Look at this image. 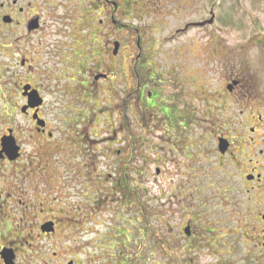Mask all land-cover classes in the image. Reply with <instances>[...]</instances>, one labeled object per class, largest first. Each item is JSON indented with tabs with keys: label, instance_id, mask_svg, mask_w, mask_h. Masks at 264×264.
Listing matches in <instances>:
<instances>
[{
	"label": "flooded vegetation",
	"instance_id": "obj_1",
	"mask_svg": "<svg viewBox=\"0 0 264 264\" xmlns=\"http://www.w3.org/2000/svg\"><path fill=\"white\" fill-rule=\"evenodd\" d=\"M23 1L0 0V66L2 59L10 62L0 68V75L7 76L0 80V264H134L129 254L133 250L127 251V246L130 239L132 246L138 245L139 228L131 238L123 227L103 232L90 225L105 220L108 213L115 221L125 220L129 173L137 185L143 168L139 140L127 133V119L131 114L138 120L143 106L160 110L165 105L163 85L154 80L158 72L144 63L142 54L123 51L126 26L116 19L122 9L118 2H87L83 11L95 8L103 13L97 27L81 29L83 23H93L88 12L78 18L82 22L66 25L64 38L52 40L45 37L42 18L50 0H31L27 6ZM141 41L138 37L139 48ZM144 72L152 73L150 81L143 78ZM144 82H151V88ZM162 111L167 117L172 114L169 108ZM257 120L264 122V116L259 114ZM227 141V152L218 150L221 155L232 152L234 144ZM249 142L252 146L255 139ZM260 163L258 157L248 160L251 196L264 186ZM63 171L66 183L59 175ZM69 187L78 196H67ZM133 190L135 205L129 206L136 218L141 208ZM260 190L264 194V188ZM250 195V214L237 238L246 241L256 264H264V204ZM155 233L152 250L164 241ZM173 235L170 229L167 245ZM184 235L194 237L190 223ZM250 257L243 262L252 264Z\"/></svg>",
	"mask_w": 264,
	"mask_h": 264
},
{
	"label": "rangeland",
	"instance_id": "obj_2",
	"mask_svg": "<svg viewBox=\"0 0 264 264\" xmlns=\"http://www.w3.org/2000/svg\"><path fill=\"white\" fill-rule=\"evenodd\" d=\"M91 1L83 0L85 4L80 6L81 0H50L42 11L45 37L64 38L66 25L82 22L78 18L88 12L93 23H83L81 29L94 30L103 13L95 8L83 11ZM112 1L122 7L116 19L126 26L123 51L142 54L144 63L157 70L154 80L162 83L165 95L161 109L169 108L172 114L167 117V110L163 113L157 107L147 110L143 106L138 120L129 115L127 133L139 140L143 165L137 185L129 173V210L124 221H115L108 213L105 220L94 219L90 227L103 232L123 227L131 238L139 228L138 245L132 246L130 239L127 246V251L133 250L129 254L134 264H245L247 255L256 264L254 254L248 253L251 248L237 234L250 214L246 211L251 203L247 191L252 188L246 178L252 167L248 160L258 157V171H264V155L260 154L264 122L257 120L259 114L264 116V0ZM29 2L24 0L21 5ZM109 9L112 15L113 6ZM212 13L214 24L177 33L189 24L209 21ZM2 60L0 68L5 69L10 62ZM151 74L144 72L143 78L150 81ZM6 79L2 72L1 82ZM234 82L242 85L230 91ZM151 84L143 83L150 88ZM219 137L232 141L231 153H219ZM251 137L255 139L252 146ZM157 168L162 170L160 174ZM59 175L66 183V173ZM261 188L264 186L250 196L255 203L264 204ZM132 189L140 199L136 218L129 206L135 205ZM65 192L69 197L78 196L71 187ZM108 205L115 207L113 202ZM188 223L194 233L190 239L184 235ZM170 229L174 235L167 245ZM153 233L164 241L152 250Z\"/></svg>",
	"mask_w": 264,
	"mask_h": 264
},
{
	"label": "water",
	"instance_id": "obj_3",
	"mask_svg": "<svg viewBox=\"0 0 264 264\" xmlns=\"http://www.w3.org/2000/svg\"><path fill=\"white\" fill-rule=\"evenodd\" d=\"M5 21L8 22V18H5ZM214 21H215V16L213 15L212 13V18L209 20V21H205V22H202V23H198V24H193L192 26H195V27H205L206 25H212L214 24ZM189 29V26L186 27L185 31ZM239 83L238 82H234L232 84V86H229L228 89L231 91L233 89L234 86H237ZM229 148V142L222 138L220 139V143H219V151L222 153V154H225L227 152ZM186 233L189 234V228H187L186 230Z\"/></svg>",
	"mask_w": 264,
	"mask_h": 264
},
{
	"label": "trees",
	"instance_id": "obj_4",
	"mask_svg": "<svg viewBox=\"0 0 264 264\" xmlns=\"http://www.w3.org/2000/svg\"><path fill=\"white\" fill-rule=\"evenodd\" d=\"M145 230H147V229L145 228Z\"/></svg>",
	"mask_w": 264,
	"mask_h": 264
}]
</instances>
